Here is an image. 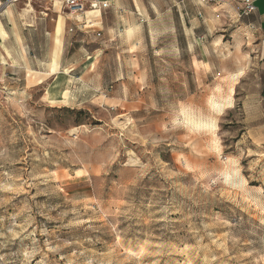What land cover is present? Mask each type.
Wrapping results in <instances>:
<instances>
[{"label":"rangeland","instance_id":"1","mask_svg":"<svg viewBox=\"0 0 264 264\" xmlns=\"http://www.w3.org/2000/svg\"><path fill=\"white\" fill-rule=\"evenodd\" d=\"M139 2L143 56L119 83L58 106L0 78V264H264L263 50L243 0Z\"/></svg>","mask_w":264,"mask_h":264},{"label":"crops","instance_id":"2","mask_svg":"<svg viewBox=\"0 0 264 264\" xmlns=\"http://www.w3.org/2000/svg\"><path fill=\"white\" fill-rule=\"evenodd\" d=\"M65 1L0 0V78L15 84V93L41 88L47 103L76 106L99 91L95 81L123 80L121 57L135 72L143 25L135 20L140 0H82L107 8L77 15L62 10ZM252 1L255 11L247 20L261 40L264 69V0ZM101 87L111 95L117 89Z\"/></svg>","mask_w":264,"mask_h":264},{"label":"built area","instance_id":"3","mask_svg":"<svg viewBox=\"0 0 264 264\" xmlns=\"http://www.w3.org/2000/svg\"><path fill=\"white\" fill-rule=\"evenodd\" d=\"M9 2V0H7ZM90 10H96L99 8H107V4H98L97 2L89 3ZM64 8H66L72 15L82 14L85 10V3L82 0H67L63 3ZM255 7L252 0H243L242 7L240 8V17H247L254 13ZM71 31V30H70Z\"/></svg>","mask_w":264,"mask_h":264},{"label":"trees","instance_id":"4","mask_svg":"<svg viewBox=\"0 0 264 264\" xmlns=\"http://www.w3.org/2000/svg\"><path fill=\"white\" fill-rule=\"evenodd\" d=\"M263 94H264V92H263Z\"/></svg>","mask_w":264,"mask_h":264}]
</instances>
